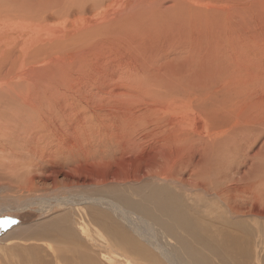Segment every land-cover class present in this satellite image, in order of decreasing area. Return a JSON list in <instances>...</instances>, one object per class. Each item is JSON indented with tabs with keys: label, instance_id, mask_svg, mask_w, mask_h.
Listing matches in <instances>:
<instances>
[{
	"label": "bare ground",
	"instance_id": "bare-ground-1",
	"mask_svg": "<svg viewBox=\"0 0 264 264\" xmlns=\"http://www.w3.org/2000/svg\"><path fill=\"white\" fill-rule=\"evenodd\" d=\"M71 1L0 0V164L16 172L21 165L18 161L23 163L35 154L34 143L43 141L53 129L59 131L57 136L64 134L61 127L74 120L78 136L87 118L89 123L99 120L101 126L106 124L102 128L122 150L114 160V166L121 170L112 171L113 177L171 181L176 193L172 186L148 182L151 192L137 189L136 200L127 189L106 184L108 199L103 195L94 199V194H85L86 187L71 196H55V201L57 205H79L92 199L112 210L117 222L112 217L100 221L87 211L83 217L99 223L104 236L116 242L118 248L113 250L120 251L126 259V252L141 258L146 254L155 257L145 246L149 243L170 264L175 263V253L171 249L169 253L157 241L150 220L179 241L175 255L190 256L199 247L209 249L210 240L200 237L190 215H197V206L190 207L184 196L210 195L215 206L231 218L244 216V193L250 195L247 200L251 209L264 210L260 208L264 205V0L243 1L245 12L239 14L244 24L237 22L239 15L237 19H222L221 6L214 5L218 0H208L207 4L202 0H133L128 8L124 6L126 0H111L105 9L102 7L106 0H92L94 9L99 8L93 14L99 16V23L77 27L75 20L72 29L67 28L72 11L68 10L58 28H49L47 6L60 15L64 3ZM86 9V5L81 7V13ZM79 21L88 19L81 17ZM211 80L222 97L216 96L215 109L206 113L198 94L209 92ZM166 114L181 117L187 128L179 127L165 135L154 129H139L151 122L161 128ZM69 129L66 133L74 136ZM234 158L238 167L247 169L246 178L241 175L247 180L224 184ZM171 165L177 167L178 176L169 180L167 175L172 173L165 172ZM93 166H87L86 172L94 175L101 171ZM103 169L109 172L112 165ZM186 173L191 177L186 178ZM253 215L264 217L261 211H253ZM81 220L84 222L82 217ZM219 222L237 227L235 222ZM134 233L147 243L144 245ZM61 235L66 241H77L68 227ZM231 239L221 242L232 255L243 257L246 248L242 239L236 235Z\"/></svg>",
	"mask_w": 264,
	"mask_h": 264
},
{
	"label": "rangeland",
	"instance_id": "rangeland-1",
	"mask_svg": "<svg viewBox=\"0 0 264 264\" xmlns=\"http://www.w3.org/2000/svg\"><path fill=\"white\" fill-rule=\"evenodd\" d=\"M1 1L3 2V0ZM72 1L68 4L64 3L63 7H61L62 11L60 15H58V13H53L52 7L47 6L46 24L49 25V28H51L50 26H52L53 29L58 28L57 24L59 22H63V20L66 18L65 14L67 15L68 10L72 11L68 16L69 21L67 24V28L72 29L75 20H77V23H75L77 27H80L81 24L89 25L99 23V21H101L99 16L93 15L96 14V11L99 8H97L96 10L94 9L96 5L93 4L92 0ZM218 1L219 2H216L214 5L221 6V11L223 12V15L221 14L222 19L227 17H229V19H237L239 15L240 17L237 22L240 24H244V22H246L245 19L241 17L242 12H245L244 8L246 7L245 2H243L244 0ZM207 2L208 0H202L201 3L207 4ZM132 3L133 0H126L124 6L128 8V6H130V4ZM211 3L213 4L214 2ZM109 4L111 5V0H106L104 2V6L100 7H102V9L109 8ZM85 5L87 6V9L86 12L82 14L80 8L84 7ZM214 10L217 11L216 8H214ZM239 13H241V15ZM59 16L63 19H61ZM81 17L87 18L88 21H79ZM212 83L213 81L211 80L208 84L212 85ZM210 89L208 93L205 92V95L207 94L206 96L204 95V93L202 94V91H200V93L198 94V102H200V104H203L201 105V108L204 111L206 110V113L215 109L213 108L216 105L215 97H222V94L218 92V87L212 85ZM209 95H211L210 98ZM228 95L229 93H223V96ZM218 112L219 110L217 111V113ZM149 114L151 116H156L153 112H150ZM166 117L167 118H165V120H163L161 123V128L159 127L157 122H151L150 126L145 128H143L144 126H140L142 128L139 127V129H144L143 131L145 132H150V129H154L165 135V133L167 134L169 131L178 129L179 127H183V129L187 128V125L184 124V119H182L181 117H177L171 114H166ZM88 119L89 118H87L86 120L85 126L80 129V137L74 132L77 131L78 128L76 127L77 125H73V122L75 120L73 122H70L68 126L64 125L63 127H61V130L64 129V132H62L64 134L60 136H57V134L59 133L57 129L50 130L49 133L44 135L46 138L43 139L44 142L49 144L46 145L43 141L40 140L37 142L38 144L34 143L35 148H33V151L35 152V154L32 153V156L30 155L29 160L23 163L21 161H18L21 163V165L18 166V170L16 172H10L8 166H3L0 164V264H170V262L167 261L163 256H161L160 253L156 251V249H153L151 244L148 243L147 245H145V243L147 242L139 237V235H135V233V237L139 239L145 246H148L147 248H149V251L153 253L155 257H151L146 254L144 258H141L133 253L126 252V254L129 256V258L126 259L124 258V255H120V251L115 252L113 249L118 248L116 242L110 241L107 236H104L105 231L102 229L99 223L92 220L90 222V220L86 216L83 217V215H85L87 211L88 214L90 213L96 218H99L100 221H102L103 219L107 221V219L109 220V217H112V219L117 222L116 216L112 214V210L107 209L108 207L99 204L98 201L91 199L90 203L87 202L84 204V202H82L79 205L56 204L55 196H71L72 194H76L79 190H85L86 187L89 188L84 191L85 194H94V199H96V197L100 198V196L102 195V197H107L106 195H109L107 193V189L109 187H117V189H127L130 192L131 197H134V199L138 200L139 197L135 194V191L141 188L142 192H151V185L147 184H152L153 182L158 183L155 184L157 186H172L173 189L170 187L172 192L175 189L174 192L176 193L177 189L171 181H152L149 177H142V180L140 179L138 181H128L118 179L117 176H115L116 178L113 177L112 173L115 169L121 170L120 167L114 166V162L117 161L118 157L122 155V150L118 148L115 138L108 135L109 133L105 131L106 129H103L104 127H107L106 124H104L105 126L103 127L100 125L101 122L99 120L89 123ZM73 127H75V129H73ZM69 128L73 130L74 136H71L70 132L66 133ZM74 137H76V140ZM49 138L52 142H49ZM147 145H149V143H147ZM81 149L84 151H82ZM110 150L112 151V153ZM104 159L108 160L106 161ZM91 160L93 161L94 166ZM100 161H102L103 163ZM233 163V166L228 171L226 182H224V178L221 179L224 184L233 182H238V184H240L241 182L247 180L245 179L247 169L237 166V158H234ZM235 163L236 166H234ZM108 164L112 165V170L106 172L103 168H105ZM87 166L96 167L98 170L101 169V171L95 172L94 175H91L92 173L89 174L86 172L88 168ZM175 169H177V167L173 165L167 168L168 171L165 173H172L171 175H167L168 177H170L169 180H172L171 178H175L178 176L175 174ZM143 170H146V168H144ZM242 174L245 178L241 177ZM185 177L190 178L191 176L186 173ZM120 181L125 182L124 184L123 182L121 184ZM94 182L95 184H97L95 185ZM145 182L146 184H144ZM79 183L81 184V186H76ZM86 183H93L94 186H83ZM106 184L107 186H110L107 187ZM215 184L216 187H218V183L214 182V185ZM97 187L99 188V191H97ZM100 188L102 190H100ZM201 195H189L187 197L184 196V200L187 201L190 207H195V205L197 206L195 207L199 211L197 212V215L191 212L190 215L193 217V221L195 222L194 226L196 227L200 237L202 239L210 240L209 249H200L199 247L198 249H196V252L193 255H175V250L177 251L178 247L180 246V244L178 243L179 241H177L174 237L172 238L171 235L165 233L164 229L160 225L154 224L153 222H151V220L149 221V223L156 230L155 232L157 234V241L161 242L160 244L168 252L171 249V252L173 251V253H175V257L172 256L174 258L173 260H175L174 264H239L238 261H240L241 264H264V242L262 241L264 238V217L253 215V211H261L264 214V210H259V208L251 209V205L248 201L250 200L248 198L250 197V195L248 196L244 193L241 197V201H243L242 204L246 205V209H244V216L242 215L237 216V218H231L229 215V217H227L224 214L223 209L215 206L216 204L211 199L210 195ZM219 204L222 205V203L220 202ZM11 206L14 207L12 208ZM247 207L250 208L249 211ZM260 208L264 209V205L260 206ZM251 210L253 211L251 212ZM108 214H110L111 216ZM221 216L223 219L221 218ZM81 217L85 223L81 222ZM133 218L136 220V218L138 217L133 216ZM223 220L235 222L234 226L237 227H228L225 224H223L222 226L219 221L222 222ZM120 224L131 231V229L124 222H120ZM156 226L158 228H156ZM67 227L70 229V231H72V233L77 236L76 242H69L64 240V237L61 234L62 230L64 228L67 229ZM95 228H97V230ZM210 229L213 231H211ZM183 233L184 232L181 233L182 238L184 236ZM233 235H236L240 240L242 239V244L245 245L246 251L242 252L243 257L240 255H237V257L232 255L221 242L224 240L225 242H227L228 240H232L231 237H233ZM165 236L167 237L165 238ZM250 236H253L252 238L254 239H251ZM164 241L166 243H164ZM189 242V240L186 241V243L188 244ZM168 244L169 248L167 246ZM210 249H213L214 251H211ZM215 251L216 253L214 254ZM258 254L262 255L263 258L261 259ZM108 257H110V259L114 262L109 261Z\"/></svg>",
	"mask_w": 264,
	"mask_h": 264
}]
</instances>
